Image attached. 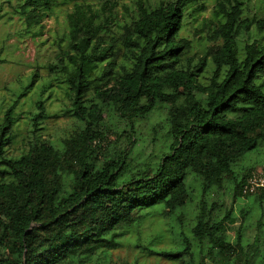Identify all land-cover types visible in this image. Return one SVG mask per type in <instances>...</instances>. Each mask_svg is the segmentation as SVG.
Listing matches in <instances>:
<instances>
[{"label": "trees", "instance_id": "1", "mask_svg": "<svg viewBox=\"0 0 264 264\" xmlns=\"http://www.w3.org/2000/svg\"><path fill=\"white\" fill-rule=\"evenodd\" d=\"M11 1L6 0L12 14L24 16L29 26L58 0ZM66 1L73 6L67 44L48 70L64 76V112L73 125L56 139L42 136L40 118L48 114L38 102L28 148L10 156L13 106L5 109L0 264H129L112 261L113 250L125 245L171 264H250L232 207L208 199L224 178L233 180L232 200L254 194L243 192V186L255 164L237 174L232 164L264 141V93L255 82L264 75V41L246 42L238 59L236 38L252 24L264 30V12L247 16L245 0L216 1L212 37L220 43L209 54L214 68L205 76L207 55H185L189 41L178 35L186 9L202 0H132L120 46L102 38L114 28L112 12L119 0ZM158 103L166 112L154 130L167 126L170 141L153 146L132 168L133 122ZM105 110L117 130L106 126ZM188 172L200 177L202 195L188 229L176 230L170 219L189 199ZM261 172L264 179V163ZM144 211L165 225L156 223L143 236ZM239 211L244 216L246 209ZM183 215L176 219L182 222Z\"/></svg>", "mask_w": 264, "mask_h": 264}, {"label": "rangeland", "instance_id": "2", "mask_svg": "<svg viewBox=\"0 0 264 264\" xmlns=\"http://www.w3.org/2000/svg\"><path fill=\"white\" fill-rule=\"evenodd\" d=\"M216 1L202 0L191 4L185 11L182 26L178 31L180 37L189 41L185 55H207L202 74L205 76L210 75L214 68L209 54L220 43L219 39L212 37V30L217 22L213 15ZM199 4L202 6L200 9ZM10 5L6 0H0V7L4 13L0 18V122L5 109L13 106L14 121L11 131L13 139L7 147V154L17 156L28 148V141L32 136L29 123L39 111L38 102L44 104L48 114L47 117L40 118L42 129L38 132L42 136L56 139L67 134L72 128L73 121L64 112L67 105V84L60 72L50 73L48 64L62 48L66 47L67 15L73 6L66 0H58L57 5L40 16L39 22L28 26L24 16L12 14L13 9ZM132 5V0H119L115 11L112 12L114 28L102 36L104 40H112L120 46L118 36L121 25L128 18ZM263 12L264 0H245L244 15L260 16ZM253 40L264 41V30H257L252 24L249 30L240 32L236 38L238 59L243 57L244 44ZM120 53L118 52L116 62L122 60ZM255 82L262 84L260 87L264 93V75L257 77ZM165 112V104L158 103L146 118L134 120V131L131 133L137 138V145L133 149L136 159L131 164L132 168L144 162L147 152L153 146L159 147L170 141L167 126L154 130L155 123L163 121ZM105 114L106 126L117 130V124L109 117V111L105 110ZM152 139L154 144H151ZM262 163L264 141H260L255 148L245 151L232 164V169L237 174L255 164L251 170L253 175L261 171ZM185 184L189 190V199L170 219L171 226L176 230L180 225L188 229V225L193 221L191 218L193 219L196 213V204L202 195L201 179L193 172L187 173ZM232 186L233 180L224 178L220 186L211 189L208 200H216L222 202L225 207H232L236 217L234 226H241V242L250 264H264V198L261 200L257 197L261 188L251 192L254 194L232 200ZM240 209H246L244 216H241ZM146 211L143 216L145 223L141 229L143 236L153 231L156 223L161 227L160 225H165L163 222L166 221H162L160 216H154L155 218L150 220L151 217L147 216L149 213L146 214ZM178 213L184 214L182 222L176 219ZM229 234L232 237L233 231ZM111 256L112 261L118 263L132 264L134 261V264H171L166 259L147 257L128 245L114 249Z\"/></svg>", "mask_w": 264, "mask_h": 264}, {"label": "built area", "instance_id": "3", "mask_svg": "<svg viewBox=\"0 0 264 264\" xmlns=\"http://www.w3.org/2000/svg\"><path fill=\"white\" fill-rule=\"evenodd\" d=\"M264 186L262 172L251 175L243 186V192H253L254 190Z\"/></svg>", "mask_w": 264, "mask_h": 264}]
</instances>
